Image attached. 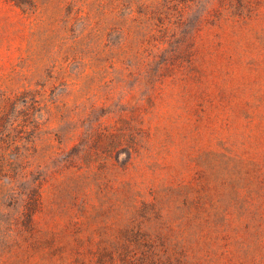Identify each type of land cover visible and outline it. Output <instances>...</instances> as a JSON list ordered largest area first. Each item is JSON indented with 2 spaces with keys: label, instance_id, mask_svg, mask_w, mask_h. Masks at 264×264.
<instances>
[{
  "label": "rangeland",
  "instance_id": "obj_1",
  "mask_svg": "<svg viewBox=\"0 0 264 264\" xmlns=\"http://www.w3.org/2000/svg\"><path fill=\"white\" fill-rule=\"evenodd\" d=\"M69 1L38 0L28 13L0 0V85L48 78L78 107L80 124H101L121 140L89 150L42 141L56 172L33 225L0 264H264V0L217 3L198 31H179V53L163 52L112 88L101 84L121 62L105 56L108 48L100 62L79 52L70 63L74 38L57 34ZM154 2L134 0L126 18L123 0L109 6L119 22L113 38L148 36L138 10ZM84 60L81 79L71 77ZM94 94L99 106L84 113Z\"/></svg>",
  "mask_w": 264,
  "mask_h": 264
},
{
  "label": "trees",
  "instance_id": "obj_2",
  "mask_svg": "<svg viewBox=\"0 0 264 264\" xmlns=\"http://www.w3.org/2000/svg\"><path fill=\"white\" fill-rule=\"evenodd\" d=\"M11 1L25 12L35 13L38 10V0ZM78 1L68 2L70 10L62 19L61 29H58L61 32L57 34L70 31L71 38H74L70 48L74 54L73 60L70 59L71 65L78 60L79 52L81 59L82 55L94 53L100 62L104 60L102 46L108 48L109 53L105 56L121 62L114 67L116 74L101 84L112 88L120 84L127 86L134 68L159 62L163 52L179 53L185 44V38L178 36L179 31H184L186 27L198 31L203 21L216 10V4L224 0H155L146 4L138 12L145 18L143 22L149 26L150 34L136 40L113 38L117 37L113 24L119 22L110 15L109 6L114 7V12L119 0H102L96 9L90 7L87 10ZM123 1L120 13L126 18L135 11L131 8L134 0ZM127 4H131L129 11ZM106 28L108 37L104 39ZM134 50L138 54H132ZM82 65H86L85 60L76 66L78 68L73 70L71 77L75 75V78L81 79L84 71ZM168 66L169 61L162 65L165 68ZM19 81L22 83L11 81L0 85V254L14 246L19 239L18 232L31 228L34 215L42 204L44 184L56 172V168L46 161L50 145L41 147L42 141L55 136L60 142L71 140L75 142L74 146L89 150L101 144L113 149L121 140V134L117 131L106 127L98 129L101 124H80L79 118L74 116V113L78 114V107L75 106L77 110L69 108L65 89H57L55 83L48 86V78L24 74ZM94 97L95 94L93 97L87 96L82 102L84 113H93L99 106ZM112 97V92L106 93V101Z\"/></svg>",
  "mask_w": 264,
  "mask_h": 264
}]
</instances>
